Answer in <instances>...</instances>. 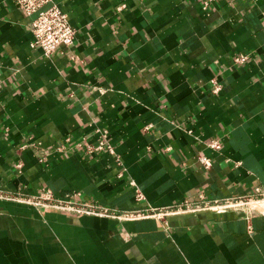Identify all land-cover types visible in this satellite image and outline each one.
Wrapping results in <instances>:
<instances>
[{
    "label": "crops",
    "instance_id": "1",
    "mask_svg": "<svg viewBox=\"0 0 264 264\" xmlns=\"http://www.w3.org/2000/svg\"><path fill=\"white\" fill-rule=\"evenodd\" d=\"M204 1L53 0L76 37L46 58L33 17L0 0V192L122 212L264 189V0ZM98 129L114 155L76 147ZM0 264H264V215L249 230L231 211L118 220L0 199Z\"/></svg>",
    "mask_w": 264,
    "mask_h": 264
},
{
    "label": "built area",
    "instance_id": "2",
    "mask_svg": "<svg viewBox=\"0 0 264 264\" xmlns=\"http://www.w3.org/2000/svg\"><path fill=\"white\" fill-rule=\"evenodd\" d=\"M17 9L26 17L32 16L30 22V31L32 33V48L39 49L46 58L52 57L57 49L61 47H70L76 37V30L70 26L67 16L59 7L53 3V0H12ZM210 1H204L203 8L207 9ZM247 54H240L233 58L234 64H242L248 60ZM213 92L220 90L217 82L212 81ZM93 140L83 139L75 145L81 149L85 155H100L109 153L114 155L112 144L108 140L106 133L101 130H95ZM207 146L214 150H219L221 144L218 140H211ZM56 151H63L65 147H56ZM66 151V150H65ZM117 158V157H116ZM201 165L208 169L211 166L210 159L199 155ZM119 159H117L118 161ZM119 163V161H118ZM16 168H20L18 164ZM136 197L142 198L140 191H136ZM0 199L16 201L27 205L35 206L40 209H48L60 211L67 215H95L101 217H112L118 220H137L144 217H155L163 219L164 217L181 213L195 212L202 210H211L221 214L226 212H235L242 214L246 220L248 229L250 230V221L252 218L264 215V189L255 187L251 193L228 196L219 199L206 198L199 195V199L195 202L183 201L181 203L172 204L170 206L158 209L147 207L145 211H116L105 206L92 202H81L80 194H66L64 197H56L50 189H41L35 195H29L22 192L21 189L17 193H1Z\"/></svg>",
    "mask_w": 264,
    "mask_h": 264
}]
</instances>
